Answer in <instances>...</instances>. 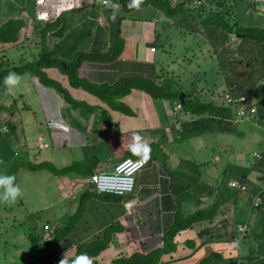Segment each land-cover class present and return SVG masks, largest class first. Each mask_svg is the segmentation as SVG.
I'll list each match as a JSON object with an SVG mask.
<instances>
[{
    "label": "crops",
    "instance_id": "0c3cea01",
    "mask_svg": "<svg viewBox=\"0 0 264 264\" xmlns=\"http://www.w3.org/2000/svg\"><path fill=\"white\" fill-rule=\"evenodd\" d=\"M110 2L117 5L118 10L97 1L94 6L90 5L94 11L84 23H81L86 24L84 27H78L79 23L71 21L69 26L64 28L67 34L63 32L55 36L56 44L53 49L48 46L57 57L64 56L68 61L79 49L84 52L98 51L90 59L82 57L73 77L74 82L66 74L60 73L57 67L41 69L45 75L44 79L57 84L62 83L61 87L67 91V95L44 85L38 74L28 71L33 76V85L37 90L35 100L31 103L23 99L26 94L30 96L31 91L30 86L23 80L26 93L21 92L19 97L17 96L23 100L22 106L17 111H11L8 119L0 121L3 129L0 131V160L6 155H13V160L19 161L21 150L16 147L14 149V143L15 140L25 137L22 133L24 113L27 109L29 114L34 115L36 113L34 109L38 106L45 127L44 129L41 125L36 132L38 148L40 151L45 148L42 134L47 132L46 142L50 143V153H55L61 163H64L57 167L53 175L43 176L42 172L47 168L45 164L57 159L44 156L45 159L39 162V156L33 154L32 164L38 168L32 166L31 170H27V175L25 169L18 171V176L20 179L23 177V181L37 178L42 183L51 178L55 184L53 211L47 215L49 218L56 217V221L52 226L48 218L40 222V233L44 237L41 241L50 239L47 237L55 233L57 226L61 227L74 218L73 226L62 238H58L46 250L34 251L33 257L36 261H31L26 255L19 258L18 254L14 255L4 245H0V263L60 264L61 259L65 257L67 264H71L75 260L72 256L76 251L82 248L95 249L93 245L100 249L87 257L91 264H112L114 260H122L135 253H148L160 247L158 244L163 243V234L172 226L178 214L191 213L209 205L208 201L202 200L208 193L215 195L213 202L216 199L215 201L220 203L216 215L211 220L198 221L186 229L180 228L175 231L173 241L176 248L161 255L163 264H198L203 258L204 262L211 253L224 260L222 256L229 257L235 254V250L238 251L234 240L241 236L237 231L245 225L249 229L245 237L252 238L250 230L253 226L249 225V218L252 215H249V211L244 207L248 198L243 193L236 195V198L232 197L235 190L228 186V181L235 176L230 174L224 179L223 176L229 173L228 169L222 177L218 175L220 170L211 175L202 168L201 160L193 155L183 153L180 156L176 155L179 149H170L173 139L168 133L170 128L180 133L174 127L176 119L172 112L176 101L172 103L168 99L155 98L144 88L148 82H156L158 76L169 75L163 73V68L168 65L170 54L174 53V50H171L174 45L170 41L166 49L157 45L159 29L160 27L171 29V26L176 25L179 28L177 34H181L182 14L175 17L167 16L163 10L151 3L141 5L139 11L135 9L124 11L119 3L114 4L111 0ZM179 2L182 0H170V5L173 7ZM100 7L109 10L98 14ZM99 17L103 19V23L98 21ZM99 30H102L99 33L101 36L97 34ZM23 31L24 27L18 33V40L15 43H7L4 46L17 45ZM72 32L76 37L70 41L67 35ZM85 32L88 33L87 39L80 40ZM210 34V31H207L206 40L208 44H213L217 40L214 36L209 37ZM40 36L28 39L30 45H33V55L39 50L37 44ZM93 36L97 38L94 37L91 44L90 39H93ZM98 38L105 39L99 43ZM151 46L156 47L155 51L150 50ZM26 59L28 57L24 56L17 63ZM172 62L169 63L170 66ZM4 69L5 63L1 72ZM3 83L4 77L0 79V85ZM223 88L224 91L227 90L225 83ZM210 99L215 100V97L210 95ZM11 118L17 122L14 127L10 125ZM206 118L205 116L204 119ZM51 123L55 126H51ZM134 132L139 133L152 150L148 164L136 174L134 190L120 196L96 193L88 181L90 174L96 169L110 172L114 164L129 152L128 141L133 142ZM29 142L32 143L28 140ZM224 142L217 143L219 150ZM73 149L80 151L83 158L75 155ZM31 150L34 151V145ZM220 157L222 156H211L209 162L215 164ZM89 158H93V163L86 169L77 171L73 168L75 162L88 161ZM24 159L23 162L31 160L29 157ZM236 167L238 172L235 173L240 174L239 167ZM247 178L249 179L247 193L250 194L253 184H257V181L249 174ZM51 188L46 186L45 193ZM41 194L44 195L43 191ZM127 200L134 201L130 210L124 206ZM45 204L42 207L44 211L49 206L48 203ZM243 219L244 225L241 221ZM44 224L49 227L44 229ZM230 238L234 240H220ZM2 240L6 242L4 238ZM241 240L243 256L250 259L246 256L251 252L250 243ZM240 242L237 243V247ZM32 251L33 249H30L29 253ZM210 260L211 258L208 261Z\"/></svg>",
    "mask_w": 264,
    "mask_h": 264
},
{
    "label": "rangeland",
    "instance_id": "374dc122",
    "mask_svg": "<svg viewBox=\"0 0 264 264\" xmlns=\"http://www.w3.org/2000/svg\"><path fill=\"white\" fill-rule=\"evenodd\" d=\"M5 1V0H4ZM24 2L25 8L30 7L32 4L31 2L33 0H22ZM46 2L52 4L54 7L56 4L58 7L56 8V11L54 14H57L58 12H61L65 8H69L65 1L63 0H45ZM260 1V0H256ZM22 2L20 3V6L22 5ZM1 3V0H0ZM232 3L231 1L227 4ZM247 3H250L249 0H239L238 1V7H239V13L241 15V20L246 22L248 17L244 16L249 13V9L246 7ZM31 4V5H29ZM225 6V3L222 4V6ZM220 6V3L217 5ZM227 7H230L227 5ZM39 7H36L35 10H37ZM190 8H195L194 5L191 3ZM211 8V6H210ZM208 6L205 7V11L201 12V15L199 14L194 19L192 16H190V12H195L194 10H191L189 12L185 11L184 15L185 17H182L180 19L181 24V34H177L179 31V28L174 25L171 26V29L166 27H160L159 29V36L157 40V45L160 46V48L166 49L168 48V44L170 41L172 45H174L171 50H174L173 54H170V60L168 62V65L164 66L163 70H167V72L170 74L167 76L169 79H171L174 83L177 85V88H182L179 90L180 92H184L185 89L192 92H198L199 98L201 97L202 100L206 102H212L213 106L210 112L208 111L207 114H211L214 118V121H221V126H219L217 130H211V131H204L203 124L204 122L211 121L210 119H199V122L197 123V127H193V130L197 133L193 136H189V139H182L183 137L179 135V133H176L173 129H168V133L170 137L173 139L172 147L170 149L177 148L179 149L178 153L176 155L180 156L181 153L183 154H189V156L193 155L198 160H201L202 162V168L209 172L211 175H213L218 170L222 171L224 169H228L225 176H223L224 179H227V176H230V174H236L235 172L238 170L236 166H242V167H249L250 161H252L253 158V151L263 153L264 154V124L260 123V121H256V117L245 115L243 117H239V115L235 112L231 104H227L223 98V92H224V79L222 76V73H217V68L219 64V58L217 57V54L221 51L222 47L227 48L228 51L234 54H238V47H239V40L235 39L236 36H231V41H227L226 43L224 41H215L213 44H208L206 37H207V31L212 29L213 26H215V23H212L210 20H206L203 17L207 18L209 15L212 20L219 19L220 17L215 13V11L210 10ZM99 12H107L109 9L106 7H100ZM66 11V10H65ZM92 6H87L80 10H75L73 13H62V26L68 27L69 23L72 21L73 23L78 24L79 26H83L86 24L81 25V23H84L85 19H88L92 15ZM228 11V10H227ZM258 11L259 15L254 14L258 17V21L261 20L262 15H264V3L258 5ZM32 11L24 10L20 11L21 16H25V26L24 31L19 39V43L17 45H9L0 47V55L3 56L0 59V72L3 69L4 62L8 61L12 58L13 61L16 63L19 59L23 58L24 56L31 55L33 52V45H30V42H28V39L30 40L31 37L40 36L41 34V28L44 26L45 20L44 19H38L35 21V15H29L28 13H31ZM97 11V13L99 14ZM223 13L226 12L222 11ZM230 12V11H229ZM251 12V11H250ZM252 13V12H251ZM28 14V16H27ZM105 15V14H102ZM197 15V14H196ZM227 15L224 16L226 18ZM256 21L257 19L254 18ZM102 19V23H103ZM177 22V20H176ZM118 25L115 26L117 28ZM120 27V25H119ZM78 30V29H77ZM22 31V28L19 29V32ZM102 30L98 31V35L101 36ZM203 32V33H202ZM65 35L67 34L64 32ZM72 32L71 34L68 33L67 39L72 41L74 37ZM88 35L87 32L82 34V38L80 40H86V36ZM54 36L52 39L49 40V48H54L56 44V38ZM169 38V39H168ZM233 38V39H232ZM98 42L102 43L105 38H98ZM94 40L90 39V43L92 44ZM36 44V43H35ZM45 46V44H44ZM96 46V45H95ZM38 49L41 48V45L39 43L37 44ZM29 49L31 52H29ZM180 49V50H178ZM178 50V51H177ZM88 58V57H87ZM29 62L31 61V56L28 57ZM173 61V62H172ZM172 62V66L169 65V63ZM7 64V63H6ZM171 71H173V75H171ZM5 73V71L3 72ZM3 73L1 75V79L3 78ZM22 77L21 84L15 89V94H9L6 90V86L4 83L0 85V121L6 120L9 117V113L11 111H17L18 108H20L23 104V100L19 99V94L21 92L26 93L24 86H23V80L30 86L31 91L30 96L28 94L23 97V99H27L28 102H33L35 100V93L36 89L33 85V76L31 75V72H23L20 74ZM165 76H158V79L156 80L157 84H163L160 80L163 79ZM160 81V83H158ZM40 84V83H38ZM58 85V84H57ZM58 86H63L62 83L59 82ZM145 86L144 88H146ZM174 86H172L170 89H172ZM53 88H56L53 86ZM59 90V89H58ZM63 91V90H62ZM18 94V95H17ZM201 95V96H200ZM210 95L215 97V100L210 99ZM18 96V97H17ZM179 97V96H178ZM179 101V100H178ZM63 102V101H62ZM36 112L34 115L29 114L27 112V109L24 113V123H23V136L21 139L15 140L14 149L19 148L21 150L20 160L16 161V159L13 160V155H6L0 160V175H15L16 177V183L20 185L22 189V197H20L15 203L12 204H3L0 203V230L2 233H0V245H4L6 249L10 250V253H14V255L18 254L19 258L25 257V255L29 258H31V261H36V258H34L32 251L29 253V250L31 248V240L30 238H34V236L40 235V226L41 221H46L47 218L50 219V224L55 225L56 217L55 218H49L47 214L49 212L53 211L52 207L54 206V191H55V184L51 178H48L45 182H42L37 179H28L23 181V177L20 179L18 176V171L20 172L22 169H25V173L27 175V170H31L32 166L34 168H38V166H35L34 160L32 161V155L35 154L37 157L39 156V162L43 161V157H49L53 158L55 157L57 161L51 160V163H46L45 166L47 167L43 172L42 175L45 176L46 174L53 175L57 171V167L62 166L64 163H61L60 158L56 156V154L50 153V143L46 142L48 141V133L45 132L42 134L44 136V144L45 148H43L41 151L38 148V136L37 131L41 128V125L44 127L43 122V116L41 114L40 108L37 106L36 109H34ZM218 119V120H217ZM224 119V120H223ZM237 119V123H234V120ZM10 125L16 126L17 122L13 121L14 119H10ZM226 120V121H225ZM226 123H225V122ZM212 122V121H211ZM5 124V123H3ZM7 126V124H5ZM51 126H55L52 123ZM3 127V125H2ZM45 129V127H44ZM3 129L0 126V131ZM198 130L200 133H198ZM55 133V131H53ZM2 137V136H1ZM171 139V140H172ZM28 140L32 141L28 143ZM220 141H225L219 148L216 146L217 143ZM227 141V142H226ZM132 141H128L129 146L132 144ZM165 143V142H164ZM34 145V151L32 152L31 147ZM226 150V152H225ZM228 150V151H227ZM72 152L77 155L80 159L83 158V155L80 151L77 149H73ZM167 152L169 150L167 149ZM152 153V150H151ZM150 153V154H151ZM5 155V154H4ZM134 158H137L139 156L134 155ZM174 155V156H176ZM222 156L219 158V160L215 164H211L210 157L211 156ZM16 156V155H15ZM24 157H29L30 162H23L25 159ZM76 157V156H75ZM172 158V157H171ZM28 159V160H29ZM13 160V161H12ZM27 160V161H28ZM11 166L9 168L10 162ZM93 163V158H89L88 161L79 160L75 162L73 168L77 171L84 170L88 167L89 164ZM55 166V167H53ZM105 170V169H104ZM241 171V170H240ZM238 172V171H237ZM252 172V171H251ZM234 176V175H233ZM249 176L254 178L258 184H262L263 181L260 177V174L258 172H252L249 173ZM222 177V176H221ZM229 178V177H228ZM233 179H235L233 177ZM46 186H51L52 188L48 190L45 193ZM39 187H42L41 189H38ZM41 191H43L44 195L41 194ZM45 203H48V208L44 211L42 210L43 205H46ZM209 205L213 204L212 198H209L208 200ZM218 205V203H216ZM217 205L215 207L217 208ZM219 208H217L218 211ZM56 212V206L55 210ZM257 210H252L251 215H256ZM251 220L253 218L251 217ZM242 224L244 223V219L241 220ZM254 224V222H250L249 225L251 226ZM244 225V224H243ZM247 228V227H246ZM7 229V232H6ZM229 229V228H228ZM249 231V229H248ZM221 233V230H220ZM237 233L240 234V231H237ZM202 236V235H201ZM200 236V237H201ZM4 238L6 242L4 243ZM164 238H170L169 234L166 235ZM173 238V237H172ZM168 241V239L166 240ZM246 241L250 243V246L257 250V242L254 241L253 238H243L241 240ZM243 244L240 242L238 246V251L235 250V254L225 257L222 256L224 260H220V258L216 255H213L211 257V260L208 261L210 258H207L204 260L203 264H260L264 262V251L262 252L261 257H257L254 259H247L245 256H243L242 252ZM24 248V250H22ZM261 252L262 250L259 249ZM208 261V262H207Z\"/></svg>",
    "mask_w": 264,
    "mask_h": 264
},
{
    "label": "trees",
    "instance_id": "16d2710c",
    "mask_svg": "<svg viewBox=\"0 0 264 264\" xmlns=\"http://www.w3.org/2000/svg\"><path fill=\"white\" fill-rule=\"evenodd\" d=\"M42 0H33L31 2L30 7L24 6V2L22 0H1L0 3V47L7 43H15L18 40V33L19 29L25 26V16H21L19 13L20 11H32L28 13L29 15H35V21L38 20L37 15L42 10L36 7H41L40 4L44 2H40ZM114 4L119 3L123 10H131L128 8V3L130 0H111ZM190 0H182V2L177 3L172 7L170 5V0H144L142 5L147 3H151L152 5L158 7L159 9L163 10L167 16L175 17L177 14H182V17H185V11H188V5ZM211 3L210 10L215 11L217 15L220 17L219 19L212 20L211 17L208 15L207 18L203 17L206 20H210L212 23H215L210 31V36H214L217 41H231L230 37L232 35L236 36V39L239 40V53L231 55V52L228 51L227 48L222 47L221 51L217 54L219 58V64L217 68V73H222L224 83L226 85L227 90L231 93L233 97L244 96L245 98V105H254L256 104L257 108L255 112L247 111L246 115L250 117H256V121H260V123L264 124V15L260 21H258V17L255 16L259 15L258 11V2H251L247 3L246 7L252 12L249 11L248 14L244 15L247 16L248 19L246 22L241 20V15L239 13V0H207ZM232 2L227 4L228 2ZM22 2V5L19 4ZM220 3V6H217ZM225 3V6L222 4ZM229 5L230 7H227ZM94 6V5H93ZM83 9V6L73 8L70 10L62 11L58 15L48 16V19L45 20V26L41 29V36L39 38V53L32 55L33 57H37L36 60H21V62L16 64V62L12 60L3 61L5 63V73L0 72V75L3 73V77L7 76V74L11 72H16L21 74L26 71H31L36 73L43 79L44 85H48L50 87L55 86V89H59L58 92L62 93L63 95H67V91L58 86L57 83L44 79L45 75L41 71L44 67H57L58 70L66 74L71 81H73V77L76 75V69L79 66V63L82 61V57L85 59H90L91 57L95 56V53L98 52L97 50L87 51L84 52L82 50H72L77 51L75 52L74 56H71L72 59L69 61L64 59V56L57 57L56 54L52 51V49H48L49 40L52 38L51 36L58 35L64 32V28L62 26V13H73L75 10ZM194 10L195 12H190ZM223 13L222 11H225ZM228 10V11H227ZM205 9L202 5L197 6V8H189L190 16L194 19L201 12H204ZM230 11V12H229ZM27 14V16H28ZM197 14V15H196ZM227 15L226 18L224 16ZM254 18L257 20L255 21ZM89 28V27H88ZM87 31V30H86ZM88 32V31H87ZM95 37V36H94ZM97 37H95L96 39ZM34 39V38H33ZM45 44V46H44ZM78 46V43L76 42ZM74 44V46H76ZM100 52V51H99ZM103 53V52H102ZM3 56H0V59ZM88 57V58H87ZM12 59V58H11ZM71 61V62H70ZM172 72V71H171ZM164 74H167V70H163ZM169 74V73H168ZM170 75V74H169ZM169 75H162V80H160L163 84H157V82L147 83L145 84L146 90L149 94H151L155 98H164L168 99L170 102L178 101V96L182 88H177V83L173 84L174 82L169 79L167 76ZM173 75V74H171ZM1 79V76H0ZM3 79V78H2ZM1 79V80H2ZM158 81V83H160ZM74 82V81H73ZM174 86L172 89H170ZM63 90V91H62ZM127 91V90H124ZM184 102L182 103V110L179 115V120L181 121L182 131L179 133L185 141L189 139V136H193L197 134L193 127L197 125L199 119H204L205 116L210 119L211 121L207 122L203 125L202 132L204 131H211L217 130L221 126L220 120L214 121L212 115L210 117V110L212 109V102H206L199 98V93L188 91L185 89L184 91ZM201 96V95H200ZM203 116V117H201ZM197 127V126H196ZM221 130V129H220ZM198 133L200 131L198 130ZM186 138V139H185ZM132 151L127 152L126 156L133 157ZM140 157V156H139ZM137 157V158H139ZM253 160L250 161L249 167H242L238 166L240 174H233L235 179L239 180L242 184L249 186V179L247 178L250 171H255L260 174L261 179L263 180L262 184H253L252 192H250L251 197L247 200L246 205L244 206L246 210L249 211L250 207L252 210H257L256 215H252L251 217L253 220L249 219L250 222H254L252 224L249 234L252 236L255 242H257V250L251 247V252L246 255L250 259H254L257 257H261L262 252L264 251V154L260 153L259 157L253 156ZM96 171V170H95ZM93 171V172H95ZM226 169L219 171L218 175L223 176L226 173ZM92 172V173H93ZM220 184H218V187ZM207 189V188H205ZM239 193H242L239 189H236L232 193V197L236 198V195L239 196ZM105 194V193H104ZM205 194V193H203ZM260 194V201L254 205L252 203V197ZM108 196H119L115 194H108ZM214 194L208 193L202 198L203 201H208L209 198H214ZM206 199V200H205ZM214 199L213 204L207 205L204 208L196 209L195 211L187 214H178L175 218L174 223L172 226L164 233L162 238L164 239V245L162 248L154 249L148 253H135L130 257L124 258L122 260H114L112 264H161L160 256L162 253H167L175 249L176 244L173 241L175 231L180 228H187L190 227L193 223L202 221L205 219L211 220L217 213V208L220 207V203L215 201ZM218 203V205L216 204ZM217 205V208L215 207ZM251 211L249 212L250 215ZM76 218V217H75ZM74 219V218H73ZM73 219L69 220L67 224L63 226H57L55 228V233L53 235L48 236L46 241H41V238H44L42 234L34 236V238H30L31 240V248L33 251L40 252L49 248V246L55 242L58 238H62L63 234L68 232L70 228L73 226ZM71 221V222H70ZM45 225V224H44ZM47 225V224H46ZM49 226L47 225V228ZM44 228V227H43ZM46 228V229H47ZM45 229V228H44ZM170 236V238H164L166 235ZM244 238L245 235L243 236ZM168 239V241H166ZM220 240H227L233 241V238L230 239H220ZM235 242V248L237 249V243ZM240 242V241H239ZM95 249L89 248H82L79 251H76L75 254L72 256V259H76L79 256H86L88 257L90 254L97 253L100 247L98 248L97 245H93ZM262 250L261 252L259 251ZM214 254L211 253L207 256V258H211ZM204 259V258H203ZM202 259V260H203ZM200 260L198 264H202L203 261ZM0 264H16L13 262H6ZM18 264V263H17ZM30 264V262H29ZM238 264V263H237Z\"/></svg>",
    "mask_w": 264,
    "mask_h": 264
},
{
    "label": "clouds",
    "instance_id": "9594fccd",
    "mask_svg": "<svg viewBox=\"0 0 264 264\" xmlns=\"http://www.w3.org/2000/svg\"><path fill=\"white\" fill-rule=\"evenodd\" d=\"M43 1V0H42ZM40 1V2H42ZM66 2V4L68 5L69 8H65L63 9L62 11H65V10H70V9H73V8H77V7H80V6H83V8L87 7V6H90V5H95L97 3V1H101V0H63ZM197 1H199V3H197ZM251 2H258V5L259 4H262V2H259V1H256V0H250ZM103 4L107 7H112L114 8V10H118V6L117 5H112L110 0H102ZM144 3V0H130V2L128 3V8L129 9H135L137 11L140 10V7L141 5ZM193 4L195 8H197V6H200L202 5L203 8L205 9L206 6H208L210 8L211 6V3L212 2H209L207 0H190L189 3H187L188 7L190 8V4ZM41 7H39L42 11L38 13L37 15V18L38 19H44V20H47L48 19V16H53V15H58L60 12H58L57 14H54V12L56 11V8L58 7V5L56 4V6L54 7L52 4L44 1L40 4ZM174 7V6H173ZM61 11V12H62ZM100 13V12H99ZM113 20L115 19V11L113 12V16H112ZM235 36V35H234ZM231 39V37H230ZM233 39V38H232ZM236 39V37H235ZM152 47V46H151ZM155 47V46H153ZM156 49V47H155ZM155 51V50H154ZM153 52V51H152ZM37 53H39V50L37 51ZM33 54L31 55H27V57L31 56V60H36L37 57H33L32 56ZM67 60V59H66ZM61 73V72H60ZM21 80H22V77L20 74L16 73V72H9L7 74V76L4 77V85L6 86V90L9 94H15V89L21 84ZM225 92H229L228 90L224 91L223 94ZM230 93V92H229ZM185 96V95H184ZM179 100V99H178ZM176 103H180L181 104V110H182V103L180 101H176ZM174 105V104H173ZM237 123V120L235 121L234 120V123L233 124H236ZM175 127V126H174ZM3 128H5V126H3ZM176 129V128H175ZM179 131V130H178ZM182 131V130H181ZM179 131V132H181ZM130 147V150L132 151V153L134 155H137V156H140L142 158V160H144L145 162L147 161V164L149 162V158H150V153H151V147L148 143L144 142L143 140V137L140 136L139 133L137 132H134L133 133V143L129 146ZM256 152V151H253V153ZM252 153V155H253ZM126 157V156H124ZM131 157V156H130ZM139 157V158H140ZM134 158V157H133ZM215 161L217 160V158L215 157L214 158ZM146 164V165H147ZM145 165V166H146ZM114 167V166H113ZM102 170V169H101ZM97 171V169H96ZM95 171V172H96ZM104 171V170H103ZM112 171V170H111ZM140 171V170H139ZM138 171V172H139ZM93 172V173H95ZM105 172H109V171H105ZM137 172V173H138ZM91 173V174H93ZM90 174V175H91ZM90 177V176H89ZM136 178V176H135ZM89 179V178H88ZM263 181V180H262ZM231 182H234L235 185H231L230 183ZM258 184V183H257ZM92 185V184H91ZM228 186L233 188L234 190L236 189H239L248 199L251 197L250 194L247 193V190H248V187L244 184H242L239 180L237 179H231L228 181ZM94 188V187H93ZM135 188V187H134ZM95 190V189H94ZM134 190V189H133ZM132 190V191H133ZM131 191V192H132ZM96 193H99V194H103V195H108V194H111V193H105V192H97L95 190ZM105 193V194H104ZM127 193H130V192H127ZM126 194V193H125ZM23 193H22V189L20 187L19 184L16 183V177L15 175H0V203H3V204H12V203H15L20 197H22ZM120 196V195H119ZM254 197V196H253ZM253 197H252V203L254 204L253 202ZM129 201V200H127ZM125 201V202H127ZM125 202H124V206H125ZM134 205V204H133ZM132 205V206H133ZM256 205V204H254ZM126 208V206H125ZM127 209V208H126ZM128 210V209H127ZM252 211V208L250 207L249 209V212ZM248 212V214H249ZM251 219V218H249ZM247 225L243 226V227H240V234L241 236L240 237H237L235 238L236 242H239L241 239H243V236L247 234L248 232V228H246ZM186 229V228H185ZM164 235V234H163ZM175 237V236H174ZM173 237V239H174ZM246 239V238H245ZM249 239V238H248ZM163 241V239H162ZM176 244V243H175ZM160 247H157V248H162L163 245H164V241L163 243L161 244H158ZM155 248V249H157ZM176 248V247H175ZM154 250V249H152ZM150 250V251H152ZM175 250V249H173ZM172 250V251H173ZM149 251V252H150ZM170 251V252H172ZM170 252H167V253H170ZM140 253V252H139ZM142 254H145V253H142ZM162 254H165V253H162ZM161 254V255H162ZM160 261L162 262L161 264L164 263L163 260H161V256H160ZM60 264H67V261L65 259V257L63 259H61L60 261ZM71 264H91V261L88 260V258L86 256H79L77 257L75 260H73L71 262Z\"/></svg>",
    "mask_w": 264,
    "mask_h": 264
},
{
    "label": "built area",
    "instance_id": "2783aa9c",
    "mask_svg": "<svg viewBox=\"0 0 264 264\" xmlns=\"http://www.w3.org/2000/svg\"><path fill=\"white\" fill-rule=\"evenodd\" d=\"M102 2V0H101ZM259 2L264 3V0ZM103 3V2H102ZM199 3V1H197ZM98 21L102 23V18H98ZM151 51L155 50V47H150ZM223 98L227 104H231L235 112L239 117L246 115L247 111L255 112V105H245L244 96L233 97L231 93L225 92ZM173 116L175 117V128L179 131L182 130L181 121L179 120V115L181 113V104L175 103L172 107ZM237 120V119H236ZM235 120V121H236ZM253 156L259 157V152H254ZM145 162L142 158H133L130 156L122 157L119 161L114 164L112 171L105 172L101 169L90 175L88 181L92 184L94 189L97 192L111 193L115 195H123L127 192H131L135 187V176L139 170H141L145 165ZM235 185L234 182L230 183ZM260 201V194H257L253 197L254 204H257ZM134 204L133 200L125 202V206L128 210ZM44 228H47V225H44Z\"/></svg>",
    "mask_w": 264,
    "mask_h": 264
},
{
    "label": "water",
    "instance_id": "95a60500",
    "mask_svg": "<svg viewBox=\"0 0 264 264\" xmlns=\"http://www.w3.org/2000/svg\"><path fill=\"white\" fill-rule=\"evenodd\" d=\"M184 95H185L184 92H180V93H179V97H178V99H179V101H180L181 103L184 102Z\"/></svg>",
    "mask_w": 264,
    "mask_h": 264
}]
</instances>
